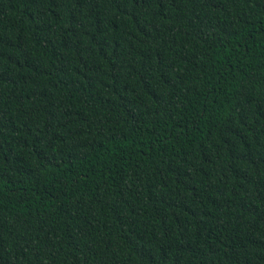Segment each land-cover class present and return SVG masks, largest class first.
I'll return each mask as SVG.
<instances>
[{
	"label": "trees",
	"instance_id": "trees-1",
	"mask_svg": "<svg viewBox=\"0 0 264 264\" xmlns=\"http://www.w3.org/2000/svg\"><path fill=\"white\" fill-rule=\"evenodd\" d=\"M0 264H264V0H0Z\"/></svg>",
	"mask_w": 264,
	"mask_h": 264
}]
</instances>
